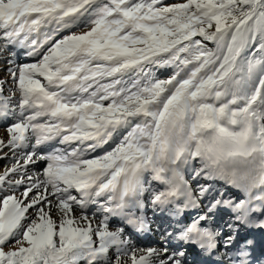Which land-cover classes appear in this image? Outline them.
<instances>
[{"label":"snow or ice","instance_id":"obj_1","mask_svg":"<svg viewBox=\"0 0 264 264\" xmlns=\"http://www.w3.org/2000/svg\"><path fill=\"white\" fill-rule=\"evenodd\" d=\"M18 51L32 62L0 84V264H253L264 0H0V55Z\"/></svg>","mask_w":264,"mask_h":264},{"label":"bare ground","instance_id":"obj_2","mask_svg":"<svg viewBox=\"0 0 264 264\" xmlns=\"http://www.w3.org/2000/svg\"><path fill=\"white\" fill-rule=\"evenodd\" d=\"M9 55L10 54L7 53V52H5L4 54L0 55V61L2 62V64L5 65V66H3V67L0 68V72H2V75H3V76H0V80H2L1 84H3V86L6 89H11L12 88V87L10 88L9 85H8V81H11L10 77L8 76V73H9L8 69H9L10 66H9L8 63H5V59L8 58ZM2 56H4L5 58L3 59ZM28 62H32V58H27L26 59V58H24V56L22 54V51H20V52L18 51V55L15 58V63L14 64L16 65V64H19V63L20 64H23V63H28ZM14 64H12V65H14ZM0 126L5 127V125L2 122H0ZM3 138H5V137H3ZM216 188L220 190V188L218 186ZM229 193L231 194L230 190H229ZM92 210L94 211L95 209H92ZM89 214L91 215V212H89ZM223 215L224 214L221 212V213H219L218 217L216 218L217 222L220 225H224L226 221H229L230 220V218L228 220H227V218H223ZM135 242H136V244H137L138 247H143V246H148V244L150 243V240H147L144 244L141 241L137 240V239H136ZM188 258L190 259L191 256L188 257Z\"/></svg>","mask_w":264,"mask_h":264},{"label":"rangeland","instance_id":"obj_3","mask_svg":"<svg viewBox=\"0 0 264 264\" xmlns=\"http://www.w3.org/2000/svg\"><path fill=\"white\" fill-rule=\"evenodd\" d=\"M2 58L4 59L5 57L2 56ZM3 66H5V65L2 64V62L0 61V68L3 67ZM9 66L12 67V68H15L16 65L15 64L14 65H12V64L10 65L9 64ZM0 76H3L2 72H0ZM8 76L11 79L10 73H8ZM1 82H2V80H0V84H1ZM8 85H9L10 88L13 87V84H12L11 81H8ZM3 137H5V139L7 138L6 129L3 126H0V138H3ZM11 163H12L11 159H0V172H2L5 169V167L11 166ZM217 186L221 188V186H219V185H216L215 187H217ZM215 194L217 195V193H215ZM77 215H79V212H77ZM148 246H157L158 247L159 245H157V244H149ZM143 247H147V246H143Z\"/></svg>","mask_w":264,"mask_h":264}]
</instances>
